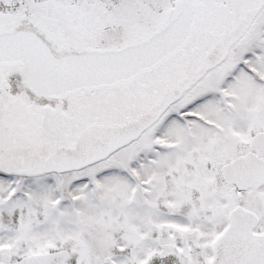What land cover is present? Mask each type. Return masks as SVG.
<instances>
[{
	"label": "rangeland",
	"instance_id": "374dc122",
	"mask_svg": "<svg viewBox=\"0 0 264 264\" xmlns=\"http://www.w3.org/2000/svg\"><path fill=\"white\" fill-rule=\"evenodd\" d=\"M36 105L0 114V264L3 255L18 264L60 250L70 254L66 264H210L224 215L238 200L264 230V189L240 195L221 172L264 131V13L227 62L173 109L198 117L187 130L161 124L103 162L43 175L38 162L70 145L79 129L41 141ZM91 115L72 118L82 125Z\"/></svg>",
	"mask_w": 264,
	"mask_h": 264
},
{
	"label": "water",
	"instance_id": "95a60500",
	"mask_svg": "<svg viewBox=\"0 0 264 264\" xmlns=\"http://www.w3.org/2000/svg\"><path fill=\"white\" fill-rule=\"evenodd\" d=\"M196 1L174 0L165 22L147 39L116 48H80L57 53L37 31L20 29L0 33V65L20 63V77L25 88L37 98L58 102L74 93L99 92L150 73L181 51L193 37L214 43L200 67L182 81V88L164 93L133 121L92 124L83 131L84 126L79 125L71 147H58L38 162L42 173L61 175L81 171L139 140L172 104L227 59L231 48L249 31L261 9L258 6L248 11L228 32L214 33L196 29ZM41 112L36 124L40 140L60 141L68 133L65 113L50 106L43 107ZM253 144L264 151V133L258 134ZM223 172L225 181L239 191L258 190L264 186V161L253 154L235 160L225 166ZM229 222L228 230L216 243L213 264H264V235L252 233L258 223L255 214L237 207L231 212ZM68 259L69 252L62 250L31 255L19 264H66ZM2 261L10 263L11 257L4 255ZM104 262L115 264L110 258Z\"/></svg>",
	"mask_w": 264,
	"mask_h": 264
},
{
	"label": "flooded vegetation",
	"instance_id": "af4514ba",
	"mask_svg": "<svg viewBox=\"0 0 264 264\" xmlns=\"http://www.w3.org/2000/svg\"><path fill=\"white\" fill-rule=\"evenodd\" d=\"M173 1L0 0V33H11L20 29L37 31L52 44L57 53L80 48H116L126 43H138L147 39L154 29L165 22ZM196 6L198 11L195 23L196 29L214 33L228 32L248 11L258 6L261 7L249 31L241 41L232 47L226 61L213 71L222 67L230 58L232 52L242 46L246 36L264 13V0H197ZM193 39L202 42L200 43L201 45H192ZM213 46L214 43L205 40V38L193 37L181 51L150 73H146L127 83L112 88H105L99 92L74 93L61 102L40 99L31 94L22 84L20 77L22 65L20 63L2 64L0 65V114L5 112V115H7L8 110L15 108H26L27 110L29 109V104L33 105L32 107H37L36 103H38L40 104L38 109L41 118L42 108L50 106L54 110L59 109L65 113L68 130L66 132L74 129L73 125L75 127L79 126L78 122L80 120L74 121L72 118L77 113L81 115L92 114L90 118L81 116L84 119V124L80 125L84 126L81 131L92 124L112 125L117 122H130L150 109L164 93L175 88H182L184 85L182 81L193 75L194 71L202 64L204 56ZM201 48L205 49V54L195 61L194 58ZM213 71L208 72L200 82L184 93L180 100L172 104L151 129L161 124H165L166 127L176 122L182 125L183 128L187 126V130L189 125L186 124L190 119L199 120L197 119L198 117L189 116L186 112L183 115L176 114L177 112L173 113V109L177 107V103L196 89ZM142 78L144 80L140 81ZM131 115L133 117H129ZM197 122H201L200 124H204L206 128L214 131L220 129L216 123ZM69 126L73 128L69 129ZM253 138L254 136L251 140L250 150L236 156L228 163L249 153H255L258 157L264 159L262 157L264 156V151L253 145ZM73 142L74 140L71 144ZM229 186L237 191L235 186ZM250 192L254 191H237L240 195H246ZM237 207H242L255 214L258 218V223L252 229V233L255 236L264 235V230L260 231L262 220L259 214L249 207L245 201L238 200L229 207L228 212L224 215V226L219 232L216 241L222 238L228 230L230 214ZM214 260L215 253L213 249V259L210 264H213Z\"/></svg>",
	"mask_w": 264,
	"mask_h": 264
},
{
	"label": "trees",
	"instance_id": "16d2710c",
	"mask_svg": "<svg viewBox=\"0 0 264 264\" xmlns=\"http://www.w3.org/2000/svg\"><path fill=\"white\" fill-rule=\"evenodd\" d=\"M91 187H93V186H91Z\"/></svg>",
	"mask_w": 264,
	"mask_h": 264
}]
</instances>
